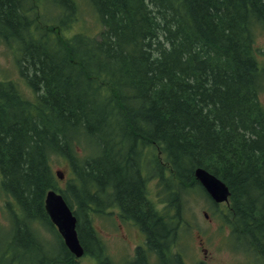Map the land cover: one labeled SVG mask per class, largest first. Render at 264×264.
<instances>
[{
  "label": "trees",
  "instance_id": "1",
  "mask_svg": "<svg viewBox=\"0 0 264 264\" xmlns=\"http://www.w3.org/2000/svg\"><path fill=\"white\" fill-rule=\"evenodd\" d=\"M34 1L0 0V40L34 93L24 100L13 82H0V184L18 208L8 236L0 231V264L39 254L37 264H78L45 213L49 190L73 210L84 257L116 264L91 223L116 210L144 237L122 264H185L176 246L185 199L201 192L197 167L229 188V206L215 213L232 242L258 258L264 69L253 41L264 32V0H88L103 30L71 40L56 23L53 34L29 18ZM50 1L54 18L71 4ZM53 158L69 165L63 188ZM154 178L161 209L147 196Z\"/></svg>",
  "mask_w": 264,
  "mask_h": 264
},
{
  "label": "rangeland",
  "instance_id": "2",
  "mask_svg": "<svg viewBox=\"0 0 264 264\" xmlns=\"http://www.w3.org/2000/svg\"><path fill=\"white\" fill-rule=\"evenodd\" d=\"M33 5L37 10L28 14L29 18L34 22V18L37 17L43 30L50 27L49 30L53 34L54 23L60 27V34L70 40L76 33L92 37L98 36L103 30L99 16L88 0H71V4L65 12L61 11L60 18H54V3L50 0H37L33 2ZM59 20L69 29H64ZM67 30L70 31L67 32ZM50 39L54 40V35L50 34ZM253 47L256 52V59L264 69V32L261 30L255 32ZM14 51L12 45L8 46L0 40V82H13L14 88L21 93L23 99L30 101L34 98V93L27 86L26 78L20 74L19 65L17 66L18 58ZM26 72L30 74L31 70L28 68ZM259 102L264 107V86L259 92ZM78 154L81 156L83 151L78 150ZM50 167L54 175H61V179H57V185L60 188L65 187L67 180L71 177L68 163L61 158H53ZM146 190L149 200L161 209L163 204L160 203L161 201L156 195L155 178L146 184ZM218 209L220 206L215 208L211 201L209 206L201 192L192 193L186 197L182 208L184 223L181 224L182 228H180V236H178L180 240L176 246L177 251L181 252L185 264H197L202 259L208 264H251L250 262L255 261L253 253L244 247L237 249L230 243V231L227 230V226L222 222L219 214L215 213ZM16 211L17 207L14 201L5 195L0 188V231L2 234L10 229V215L11 213H18ZM204 212L208 214V217H204ZM91 219L93 229L102 242L106 254L116 264H122L123 261L129 260L135 248L144 242L143 234L138 228L123 220L116 210L105 216L94 215ZM35 233L51 245L52 235L40 225H35ZM4 235L8 236L7 233ZM56 249L57 246L54 245V251ZM40 256L41 254H39L38 259L36 257L31 260H24L23 264H37ZM78 264L99 263L92 258L82 257L78 259Z\"/></svg>",
  "mask_w": 264,
  "mask_h": 264
},
{
  "label": "water",
  "instance_id": "3",
  "mask_svg": "<svg viewBox=\"0 0 264 264\" xmlns=\"http://www.w3.org/2000/svg\"><path fill=\"white\" fill-rule=\"evenodd\" d=\"M194 176L215 203L227 201L229 192L222 181L200 168L195 170ZM45 211L69 252L76 258L81 257L83 249L75 228L76 218L62 196L52 190L48 191L45 197Z\"/></svg>",
  "mask_w": 264,
  "mask_h": 264
},
{
  "label": "flooded vegetation",
  "instance_id": "4",
  "mask_svg": "<svg viewBox=\"0 0 264 264\" xmlns=\"http://www.w3.org/2000/svg\"><path fill=\"white\" fill-rule=\"evenodd\" d=\"M229 206V202L225 205V207ZM228 231H231L229 228H227ZM245 240H247L246 236L244 237ZM259 254L258 258H255L254 262H250L251 264H264V235L260 237V242H259ZM197 264H208L205 260H199Z\"/></svg>",
  "mask_w": 264,
  "mask_h": 264
}]
</instances>
